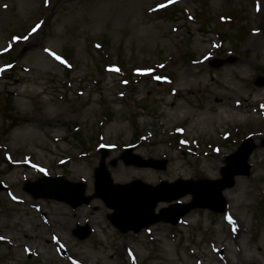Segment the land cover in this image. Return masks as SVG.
<instances>
[{"label":"rangeland","instance_id":"374dc122","mask_svg":"<svg viewBox=\"0 0 264 264\" xmlns=\"http://www.w3.org/2000/svg\"><path fill=\"white\" fill-rule=\"evenodd\" d=\"M261 26L264 0H0V264H264ZM250 136L251 173L225 189L226 211L176 225L121 234L99 197L74 209L24 189L63 176L93 195L101 147L115 184L130 167L151 186L218 180ZM129 147L166 169L126 165Z\"/></svg>","mask_w":264,"mask_h":264},{"label":"water","instance_id":"95a60500","mask_svg":"<svg viewBox=\"0 0 264 264\" xmlns=\"http://www.w3.org/2000/svg\"><path fill=\"white\" fill-rule=\"evenodd\" d=\"M218 64L217 61H214ZM259 83L264 84V78L260 77ZM256 147L252 138L244 140L238 151L227 157V165L222 168V178L214 181L203 179L195 183L192 180H178L175 183L164 182L159 186L151 187L141 181H134L130 185H116L111 180L110 171L106 166L108 150L102 151L101 163L95 169V195L85 194L86 185L80 182H70L63 177H48L27 182L26 191L36 198H51L67 202L74 208L87 204L94 197H101L104 202L115 209L109 219L123 232L134 230L139 232L143 227L150 226L161 219L175 223L189 210L203 207L211 208L217 212L225 211L227 200L223 191L236 182V175H249L251 165L248 164L251 152ZM123 158L127 164L134 163L137 166H154L163 169L166 160H145L132 154V149L125 151ZM4 186L0 183V190ZM191 193L193 202L187 206L176 205L165 209L161 215L155 213L159 201L175 200ZM91 232V227H80L74 231L75 236L86 238Z\"/></svg>","mask_w":264,"mask_h":264},{"label":"bare ground","instance_id":"6f19581e","mask_svg":"<svg viewBox=\"0 0 264 264\" xmlns=\"http://www.w3.org/2000/svg\"><path fill=\"white\" fill-rule=\"evenodd\" d=\"M125 171L123 172V177L125 178L126 182H129L130 180H134L135 178L140 179L141 176H143L145 173H134V170L130 168H126L124 169ZM148 180H150L151 182H153L155 180V177L152 175L148 178ZM27 251H29L30 253L33 254L32 250L27 249Z\"/></svg>","mask_w":264,"mask_h":264},{"label":"snow or ice","instance_id":"6c2138e0","mask_svg":"<svg viewBox=\"0 0 264 264\" xmlns=\"http://www.w3.org/2000/svg\"><path fill=\"white\" fill-rule=\"evenodd\" d=\"M53 55H55V54H53ZM57 59H59V57H56ZM229 220H230V222H231V218H229Z\"/></svg>","mask_w":264,"mask_h":264},{"label":"trees","instance_id":"16d2710c","mask_svg":"<svg viewBox=\"0 0 264 264\" xmlns=\"http://www.w3.org/2000/svg\"><path fill=\"white\" fill-rule=\"evenodd\" d=\"M201 14V12L199 13V15ZM237 25H239V24H237ZM126 69V68H125ZM128 78L130 79V76H128ZM8 111V110H7Z\"/></svg>","mask_w":264,"mask_h":264}]
</instances>
